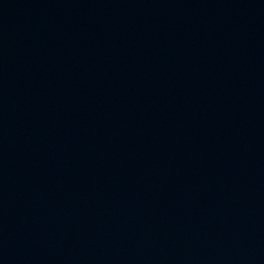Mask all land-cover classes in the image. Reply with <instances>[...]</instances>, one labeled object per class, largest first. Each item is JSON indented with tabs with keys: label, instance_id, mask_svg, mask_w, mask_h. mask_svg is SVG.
Instances as JSON below:
<instances>
[{
	"label": "water",
	"instance_id": "water-1",
	"mask_svg": "<svg viewBox=\"0 0 264 264\" xmlns=\"http://www.w3.org/2000/svg\"><path fill=\"white\" fill-rule=\"evenodd\" d=\"M0 264H264V0H0Z\"/></svg>",
	"mask_w": 264,
	"mask_h": 264
}]
</instances>
